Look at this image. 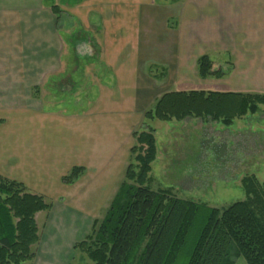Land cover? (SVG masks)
<instances>
[{
	"label": "crops",
	"instance_id": "crops-1",
	"mask_svg": "<svg viewBox=\"0 0 264 264\" xmlns=\"http://www.w3.org/2000/svg\"><path fill=\"white\" fill-rule=\"evenodd\" d=\"M54 5L87 23L101 42L90 53L114 73L116 86H101L83 114L19 104L36 100L30 90L61 81L65 50ZM151 22L160 28L149 35ZM205 54L226 73L200 77L213 90L264 93V0H0V175L53 201L26 263L72 264L75 245L125 173L145 111L175 82L193 85ZM77 166L84 173L65 184Z\"/></svg>",
	"mask_w": 264,
	"mask_h": 264
},
{
	"label": "trees",
	"instance_id": "trees-1",
	"mask_svg": "<svg viewBox=\"0 0 264 264\" xmlns=\"http://www.w3.org/2000/svg\"><path fill=\"white\" fill-rule=\"evenodd\" d=\"M52 10L59 19L60 7L54 5ZM197 68L201 78L226 75L213 68L208 54L198 58ZM261 104L264 93H163L145 111L143 125L133 132L130 161L105 216L95 220L92 233L75 250L94 264H231L233 253L247 264H264V183L255 176L243 180L247 198L225 208L148 185L158 154L151 120L211 118L231 125L236 118L257 112ZM84 171L74 167L62 181L72 184ZM52 207V200L0 175V264H25L35 258L40 241L36 216Z\"/></svg>",
	"mask_w": 264,
	"mask_h": 264
},
{
	"label": "rangeland",
	"instance_id": "rangeland-1",
	"mask_svg": "<svg viewBox=\"0 0 264 264\" xmlns=\"http://www.w3.org/2000/svg\"><path fill=\"white\" fill-rule=\"evenodd\" d=\"M192 1L200 4L208 0ZM156 27L159 30L160 25L151 22V25L145 26V33L153 34ZM58 30L63 37L65 50L61 81L51 83L48 89L38 86L30 90L36 100H19V104L33 103L63 111L64 114H83L94 108L96 101H99L95 99L102 95L104 86H116L111 76L114 73L103 58L90 53V49L98 48L101 42L96 39L93 30H89L87 23L72 18L64 10L58 19ZM214 63L213 60V66ZM156 69L152 68L151 71L155 73ZM192 76L196 81L190 79L193 85L184 86L175 82L166 91L214 89L213 84L200 80L198 68ZM149 123L156 129L158 147L148 184L153 190L170 189L180 198L225 208L247 198L243 182L245 178L255 176L260 183H264V104L258 105L257 112H248L236 118L231 125L211 118H187L182 121L154 119ZM123 178L124 175L119 178L110 199L97 210L94 216L98 217L96 220L101 221L105 216ZM46 214L42 212L39 216V231L46 223ZM91 233L92 226L87 235ZM77 253L72 264H94L85 254ZM231 264L247 263L243 257L233 253Z\"/></svg>",
	"mask_w": 264,
	"mask_h": 264
}]
</instances>
